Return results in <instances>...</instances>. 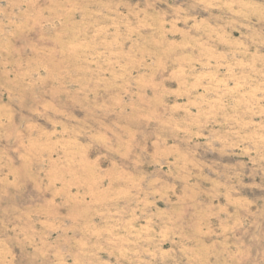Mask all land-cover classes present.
<instances>
[{"label":"rangeland","instance_id":"obj_1","mask_svg":"<svg viewBox=\"0 0 264 264\" xmlns=\"http://www.w3.org/2000/svg\"><path fill=\"white\" fill-rule=\"evenodd\" d=\"M0 264H264V0H0Z\"/></svg>","mask_w":264,"mask_h":264}]
</instances>
